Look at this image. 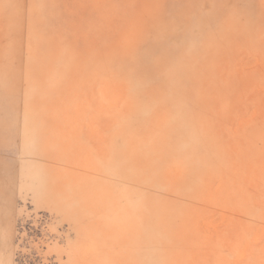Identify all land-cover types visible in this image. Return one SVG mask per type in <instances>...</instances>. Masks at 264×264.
<instances>
[{
    "label": "rangeland",
    "instance_id": "1",
    "mask_svg": "<svg viewBox=\"0 0 264 264\" xmlns=\"http://www.w3.org/2000/svg\"><path fill=\"white\" fill-rule=\"evenodd\" d=\"M0 264H264V0H0Z\"/></svg>",
    "mask_w": 264,
    "mask_h": 264
}]
</instances>
